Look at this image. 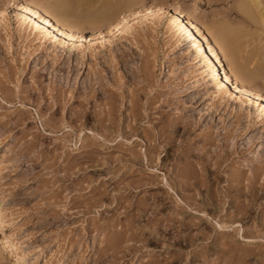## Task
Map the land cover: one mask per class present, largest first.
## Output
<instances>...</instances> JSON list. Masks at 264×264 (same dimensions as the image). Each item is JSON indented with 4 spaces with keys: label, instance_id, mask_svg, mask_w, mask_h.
Instances as JSON below:
<instances>
[{
    "label": "rangeland",
    "instance_id": "1",
    "mask_svg": "<svg viewBox=\"0 0 264 264\" xmlns=\"http://www.w3.org/2000/svg\"><path fill=\"white\" fill-rule=\"evenodd\" d=\"M90 1L64 3L87 39L109 23L85 17ZM116 1L130 19L159 9L102 45L84 42L80 52L50 42L53 53L39 54L38 40L17 28L24 1L0 0V264H264V106L257 121L255 106L225 94L213 98L214 82L201 61L187 62L193 46L176 57L172 44L181 41L175 27L172 34L168 29L172 7L210 28L239 1L138 0L131 8ZM232 26L250 32L242 57L253 59L244 66L262 69L264 23L253 31L240 19ZM194 37L202 40L201 32L195 29ZM122 49L128 71L113 65ZM97 68L105 88L86 93L82 80ZM263 72L252 82L262 96ZM113 100L119 113L111 120L120 135L104 129L108 117L100 121ZM217 143L224 161L216 181L208 175L209 191L184 181L186 168L205 163ZM197 185L203 202L192 195ZM216 221L231 227L220 229Z\"/></svg>",
    "mask_w": 264,
    "mask_h": 264
},
{
    "label": "bare ground",
    "instance_id": "2",
    "mask_svg": "<svg viewBox=\"0 0 264 264\" xmlns=\"http://www.w3.org/2000/svg\"><path fill=\"white\" fill-rule=\"evenodd\" d=\"M23 1H24V3L22 5V7L20 9H16L17 13L21 17V18H17L18 19L17 20L18 21L17 28H18L19 32H21L22 35H24V36L31 35V40H35V39L38 40V42L40 43L39 46L37 47V49L39 50V52H38L39 54H40V52L44 51V53H46L48 50H50L51 47H49L47 45V43H50V42L52 43V45L55 44V46H57V47H63L64 45H67V46L69 45L70 46V47L68 46L69 48L79 49L80 52H83V49H84L83 43L84 42H90V43L91 42H93V43L94 42L95 43L100 42L102 45V44H104V39H106V36L108 37L110 35L111 36L113 35V36L117 37L119 35H122V33H124V32L128 33V31L132 28L131 26L133 25L131 20L136 19V17H137V16L133 15L134 17H132L130 19V16L129 17L128 16L126 17V15L124 16L122 14L123 10H122V8L120 9L118 7V5H117L118 2L116 0H92V1L87 0L88 2L89 1L91 2L90 3L91 9H89L90 11L87 9L89 13H87L86 12L87 10H86L84 14H86V13L89 14L88 16L85 15V17H89V21H90V18L92 21H95L97 24H99V22H102L104 20L109 21L108 27H107V30L105 31V33L103 30H101V27H99L100 26L99 25L98 28H96V30H94L92 32V34L90 36H88L89 38L87 39L86 37L82 36V34H79V33L83 32L84 28L81 26L78 19L75 20L76 17L73 19L71 16H69L70 15L69 13L72 10H70V12L67 11L69 9H67L66 4H64L65 0H64V2H63V0H55V1H53L54 3L49 1V2H51V4L53 3L50 6H47L48 4L46 6H43L45 4V3H42L44 0H23ZM47 1H45V2H47ZM125 1H126L125 4L128 8H131V7H133L139 3L138 0H125ZM237 1H239L238 6L235 9L232 8V9L228 10L227 13H225L226 14L225 16H223L224 15L223 14L222 15L223 17L221 16L220 18L213 19V22H211L213 26L211 25L210 28L208 26H206L205 24L202 25L201 24L202 22H199L198 19H196L195 17H193V16H190V17L187 16L186 17V15L182 11L178 10V8L172 7L173 17H171V19L169 20L168 29H169V32L172 34L173 32H171V29L173 27H175V30L178 31L177 32V39H179L181 41V42H177L175 44H172L173 45L172 49H173V52L176 53V57L183 58L184 52L182 51V49H183V47H185L184 45L187 44V46H189V47L191 46V48L193 46L194 49L193 50L191 49V51L193 52V55L191 54V56H189V58H187V62L189 64H191L192 60L196 59V58H198V61H201L202 66H203V70L205 71L206 75L208 76V78L213 79V82H214V84H213L214 89L211 91L212 97L218 98L219 96L222 97V94H225L227 99L228 98H233V99L237 98V99H241V101L245 102L246 104L255 106V110L257 112L255 116L258 119L257 121H259L260 118H258V117L262 113L261 109L259 107V104H261V106H264V96H262L258 92V90L255 89L252 82H253L254 76L257 75L258 73H261L262 70H264L263 69L264 67L261 69L262 66L259 65L261 70L257 69V67L254 66L255 64H252L253 66L250 65L251 67H249V66L245 67V66H247V64H251L250 63L251 61H249V60L253 59V58L247 59L248 57H250L249 55H248V57L246 56L247 57L246 59H243V57H242V56H244L242 51L246 50V47L249 45V44L248 45L246 44V42H247L246 37L248 36V34L250 32L248 31L249 32L248 33L247 30H245V28H242L243 26H241V28H239L240 26L239 27L237 26L238 27L237 28L235 26H232V24L234 23V21L240 19V21H242V24H244L246 27L252 28V27H255V24L263 25L264 16H263V13L259 10L261 0H237ZM66 2H67V0H66ZM87 6H88V3H87ZM88 8H89V6H88ZM157 10L154 8L153 9L148 8V9H145L144 12L137 11L135 13L139 14V16H141V17L142 16L145 17V16H149V15L154 14V12ZM132 14H134V13H132ZM139 16H138V18H140ZM116 17H118V18H116ZM77 18H78V16H77ZM82 18H84V16ZM26 19L28 20L29 24L26 23ZM97 24H94L95 27ZM195 29L201 32L202 40L198 41L194 37V30ZM252 31H253V28H252ZM251 34L253 35L254 33H251ZM259 34H261V33H259ZM249 37H251V36H249ZM209 38H211V40ZM112 40L113 39H111V38H107V41L109 42V44L111 42H113ZM169 47H170V45H169ZM220 50H221V52L224 53L225 57L230 61L233 74H232V72L231 73L228 72V69L224 66L223 60L220 56V53H221ZM50 52H52V49L50 50ZM49 53H47L48 56H50ZM114 55L117 57V58L116 57L114 58L115 59L114 61H116L115 62L116 64H113L114 63L113 61L109 62V64H111V65L112 64L113 65L119 64V66L121 68H123V70L126 71L128 69L127 58H126L127 54L122 49L119 51L118 54L116 53ZM59 56H60V54L56 55V58H58ZM251 56L253 57L254 55H251ZM255 56H257V55H255ZM255 56H254V58H255ZM94 57H95V60L100 59V57L97 56V53H94ZM243 60H246V61L244 62ZM56 61H58V60H56ZM52 62L55 63V58H54V61H52ZM100 62H99L100 67H103V68L106 67V65H104V62H106V61H104V62L102 61L101 63ZM246 62H247V64H246ZM111 65H110V67H111ZM262 65H263V62H262ZM92 66H94V64ZM13 67H15V66H13ZM68 67H70V66H68ZM100 69L101 68H97V69L93 70L94 72H92V74L94 73L93 74L94 76L93 75L90 76L92 78H90V77L89 78L88 77L83 78L82 81L85 84V86H84L85 91L84 92H86V93H90V92L92 93L93 92L94 93L97 88H100V89L105 88V84L103 82L102 75H100L98 73V72H100ZM263 74H264V72H263ZM232 76H234L233 79H235V82L232 81ZM95 85L97 86V88ZM107 90L111 91L110 89H107ZM112 94L114 95L115 93L112 92ZM136 96L138 97L137 92H136L135 96H131L133 98L130 97L131 100L129 99V101H131L130 106L132 108H134V107L137 108L136 105L138 104V102H137L138 99H136ZM113 101H111L110 103H112ZM116 103L114 101L112 103V105L110 104V106H109V104H108L109 107H108V109L105 108V110H104V107L102 106L103 111H102V109L100 111V115H101L100 121H103V119L105 117L106 118L108 117L109 118L108 120L111 121V123H109V124L103 125V123H102V125L104 126V129L106 131L108 130L111 133L112 132L116 133V132L122 130L121 128L118 127V125H115L117 123H114V124L112 123L113 118H115V116L117 117V114L119 113V108H117L118 104H116ZM133 111L135 112L134 109H133ZM133 111L130 112V115L135 117V114L133 113ZM137 115H136V117H137ZM261 117H263V116H261ZM111 118H112V120H111ZM237 122H239V118L237 119ZM130 129H132V128H130ZM116 134H118V133H116ZM120 134L121 133H119L118 135H120ZM235 135H236V133L232 134V136H235ZM207 140H208V143H210V145H212L211 143L215 142L214 137L213 138L211 137V139H209L207 137L205 139V141H207ZM216 145H217L218 149L213 148L214 150L213 151L211 150L212 154L210 155V158L207 160L205 159L206 160L205 163H207V164H205L204 162H200V161L198 162L197 161L196 164L192 165V166H194L193 167L194 170H192V168H191V170H189L188 168L191 167L189 165H188L189 167L187 166L188 168L185 167L186 170H188V171H186L187 173L185 174V176H183L184 174L181 173L183 178H185L184 181H186V180L189 181V179L190 180L193 179L192 183L194 185H195V182H197L200 186H204L206 188V190L209 191L208 186H210V182H209L210 178L208 175L212 174L213 175L212 180L216 181L219 178L220 171L222 170L221 165L224 161L221 153L218 154V152L221 151V150L219 151L221 146L218 145V143ZM215 157H217V158L213 159ZM153 161H154V159L152 156L146 157V164L147 163H148V165L152 164ZM209 167H211V168L209 169ZM190 171H192V173H190ZM163 179H164V182L168 185V180H167V177L165 175H163ZM200 186L197 185L195 187L196 189L194 191V194H192V195L193 196L198 195L201 198L200 201L203 202V197H202L203 195L200 193ZM210 197L211 196L206 192L205 198H210ZM211 202H213L212 199H211ZM214 209H221V203L218 202V203H216V205L214 203ZM243 209L245 211L246 207L242 208V211H243ZM215 224L220 229H229L231 227L230 226L231 224L229 225V224H225L223 222H218V221H216ZM9 242H10L11 246H17L18 245L17 241L11 237H9ZM22 260H23V258H22Z\"/></svg>",
    "mask_w": 264,
    "mask_h": 264
}]
</instances>
